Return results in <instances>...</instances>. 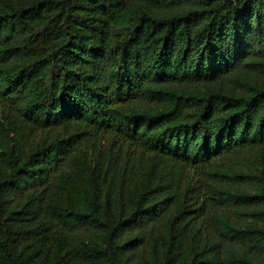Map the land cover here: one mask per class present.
<instances>
[{"label":"trees","instance_id":"16d2710c","mask_svg":"<svg viewBox=\"0 0 264 264\" xmlns=\"http://www.w3.org/2000/svg\"><path fill=\"white\" fill-rule=\"evenodd\" d=\"M0 264H264V0H0Z\"/></svg>","mask_w":264,"mask_h":264},{"label":"rangeland","instance_id":"374dc122","mask_svg":"<svg viewBox=\"0 0 264 264\" xmlns=\"http://www.w3.org/2000/svg\"><path fill=\"white\" fill-rule=\"evenodd\" d=\"M66 135L67 134L65 133L63 126H51L44 130L37 131L34 135V140L38 141V143L41 144L61 137H65Z\"/></svg>","mask_w":264,"mask_h":264}]
</instances>
